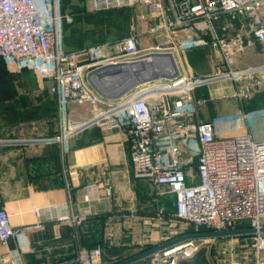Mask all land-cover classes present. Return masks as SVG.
Returning <instances> with one entry per match:
<instances>
[{
  "label": "built area",
  "instance_id": "obj_1",
  "mask_svg": "<svg viewBox=\"0 0 264 264\" xmlns=\"http://www.w3.org/2000/svg\"><path fill=\"white\" fill-rule=\"evenodd\" d=\"M84 2L91 13L143 5L139 17H150L153 22L146 33L161 34L164 40L143 47L138 27L133 25L111 46V52L103 43L66 50L59 41L60 30L72 19L62 13L58 0H0V57L7 59L13 69H32L40 88L48 87L57 98L59 130L37 141L63 146L95 127L125 130L131 141L135 176L148 178L176 196L173 219L191 224L200 232L254 229L250 233L256 249L255 264H264V141L255 140L248 132L218 135L222 118L196 120L198 108L206 102L196 96V90L204 85H230L241 103L264 91V63L245 66L234 59L238 53L264 43V0ZM237 11L245 16L246 30L230 35L228 26L214 25L220 14ZM205 29L210 31L211 39L200 35ZM209 42L220 63L214 71L195 73L185 51ZM168 52L174 57L175 52L179 54L178 74L153 90L131 89L107 101L88 80V74L99 68L152 60L151 53ZM72 104L94 106L89 117L71 119L68 113ZM253 115L241 108L228 121L234 120L235 128ZM8 144L0 136V146ZM194 160L198 182L192 181L194 174L189 169ZM87 190V200L98 198V183L87 185ZM69 208L68 203L49 204L37 207V212L48 219L81 223L83 215H71ZM162 215L158 211L157 216ZM243 224L246 227H240ZM19 233L7 208L0 206V263L1 248ZM188 233L175 228L159 245ZM205 237L182 239L154 251L152 264H180L190 259ZM55 239L62 240L61 233H56ZM77 251L79 264H114L105 257L101 244L80 245ZM9 255L12 264H24L19 253Z\"/></svg>",
  "mask_w": 264,
  "mask_h": 264
},
{
  "label": "crops",
  "instance_id": "obj_2",
  "mask_svg": "<svg viewBox=\"0 0 264 264\" xmlns=\"http://www.w3.org/2000/svg\"><path fill=\"white\" fill-rule=\"evenodd\" d=\"M142 24H148V21ZM140 29L141 27L139 32L142 44L154 39L153 35L143 33ZM199 49L192 50L191 55L204 57L203 51ZM261 51L264 52V47ZM261 58L264 60V57ZM189 63L195 73H204L199 71L203 63L200 62L196 67L190 61ZM219 63L220 61L217 64ZM217 64H212L210 69L214 70ZM38 82L35 76L28 81V86L19 87L21 92L17 99L26 105L24 107L29 108L30 114H20L15 119V125L10 126L14 123V118L7 111L4 115L1 113V135H48L58 129L57 98L48 87L41 89ZM46 83L50 84V81ZM28 89L30 90L27 91ZM201 89L202 87L196 90V96L204 99V91ZM260 93L264 94V91L258 92V98L262 96L264 99V95ZM38 104L40 112L33 111ZM80 107L81 105L72 104L69 111L74 113V109ZM241 108L249 111L246 104ZM218 131L220 136L248 132L254 137L249 120L235 128L227 125ZM189 169L197 174L195 161L190 164ZM148 181L135 176L131 163V141L126 131L121 129H88L63 146H0V206L7 208L12 225L20 231L2 247V264H12L9 255L12 253H19L21 257L23 255L22 258L40 255L42 252L51 254L49 250L57 242H67L69 245L80 242L85 246L101 244L113 252L118 244L113 245L114 241L105 240L108 232L132 230L135 225L150 226L155 218L151 205L153 185L160 189L161 196H164L162 194L165 189ZM192 181L198 182L199 178ZM94 182L99 185L98 198L87 200V185ZM171 199L175 211L176 196L173 193ZM62 203L69 204L71 215H83V221L76 224L71 220L48 219L45 214L37 212V207ZM56 233H61L63 239L56 240ZM126 243L122 242L120 246L129 248ZM72 260V256H69L51 263L73 264Z\"/></svg>",
  "mask_w": 264,
  "mask_h": 264
},
{
  "label": "rangeland",
  "instance_id": "obj_3",
  "mask_svg": "<svg viewBox=\"0 0 264 264\" xmlns=\"http://www.w3.org/2000/svg\"><path fill=\"white\" fill-rule=\"evenodd\" d=\"M58 7L63 14L69 15L72 19L69 22L66 21L60 30L59 41L62 47L66 50H75L81 48L82 46L103 43L108 46L107 51L111 52V49L113 48L111 46H113L119 38L127 35L133 25H136L138 30L139 27H141L140 31L146 33L148 28L153 23L151 22L150 17H148V24H142L143 22H147V19H142L139 17V14H137V10L139 11L140 8H144L143 5L139 6L138 4L128 7L122 12H118L117 10H106L99 13H87L84 0H58ZM214 25L219 28L228 26L229 29L227 34L230 35L246 30L245 16L239 11L220 14L214 20ZM190 32L195 34V31ZM99 33H101L102 36H99ZM200 35H204L207 39H211V33L207 29L203 30ZM149 40V42H143L144 44H142V46L145 47L152 45L154 42H161L164 38L161 34H156L154 35L153 40ZM263 47L264 43H258L256 47L248 48L244 52L238 53L234 56L235 63L245 66L264 63V60H261V57H264V55H261ZM196 48H200L203 51L204 57L201 58L191 55V51ZM212 48L215 47L212 42H209L203 46L189 47L185 53L188 56L189 61L193 63L195 67L196 65L199 66L200 62L203 63L201 64L202 66L200 65L201 70L199 71L206 73L211 71L210 68L212 67V64H217L221 60L219 55H217L214 52L215 50ZM262 54H264V52ZM175 56L181 65L179 54L177 52H175ZM35 76L37 77L36 73L32 69H13V65H10L7 59L0 58V115L1 113H3V115L6 114L5 111H7V113L14 118V123L11 124L9 121L8 125L11 124L10 126H14L17 116L28 113L29 108L24 107L26 105H23L21 103L22 101L18 100L17 97L21 92V88L19 87L28 86V81ZM16 84H18V86ZM29 90L30 89L27 91ZM138 90H141V87H138L133 91ZM201 91H204L202 97L206 99V102L198 108V112L196 113L197 120L201 121L222 118V122L220 123L222 127L227 125L231 126L232 123H234V120L228 121V118L237 115L241 110L242 105L246 104V106L248 105L249 111L254 113V115L249 119V125L251 127V131L253 132L254 139L264 141V99L261 98V95H264L263 93H260V98H258L259 94L255 93L250 100L245 103H241L234 96V91L230 85H214L210 87L208 85H204L202 86ZM101 105L102 104H99V106ZM93 106V104L81 105L80 109H74V113L69 111L68 117L71 119L89 117ZM40 110V105L38 104V106H35L33 111L40 112ZM57 115L59 114L57 113ZM58 119L60 127L61 120L59 116ZM59 127L55 132L48 135L25 136L18 134L16 136L12 133L11 135L0 134V136L10 142L8 145H54L46 144L37 140L56 134ZM55 145L60 144L56 143ZM194 161L196 162V160ZM193 174V179L196 181V171H194ZM144 179L149 180L148 178ZM148 182L151 181L149 180ZM159 191L160 189L153 185L151 205L155 218H153V222L150 226L144 227L142 225V227H136L135 225L132 230L110 231L108 232V235H105V240L107 242L114 241L113 245L118 244L116 246L117 248L114 249L113 252L104 248L105 257L114 264L154 248L165 241V238L175 228L185 230L187 233L199 231L191 224L173 219L174 203L171 199V193L164 192V194H162L164 196H161ZM160 210L163 213L162 217L157 216V213ZM235 230H240V228ZM205 239L206 240L203 238L201 239L203 244L201 245L200 250L190 258L191 261L182 260L180 264L256 263V249L253 246V238L250 232L210 235L206 236ZM122 242H127L126 244H129L130 247L124 249V246H120V243ZM80 245H82L80 242H73L71 245L67 244V242H57L54 243L52 249L49 250L51 251V254L49 252H42L40 255H29L26 258L24 256L23 259H25V264H54L51 262H58V260L63 257L69 258V256H72V263L79 264L77 258V248H79ZM2 252L3 248H1V253ZM152 255V253L146 254L129 264H152ZM0 264H2V260Z\"/></svg>",
  "mask_w": 264,
  "mask_h": 264
},
{
  "label": "water",
  "instance_id": "obj_4",
  "mask_svg": "<svg viewBox=\"0 0 264 264\" xmlns=\"http://www.w3.org/2000/svg\"><path fill=\"white\" fill-rule=\"evenodd\" d=\"M154 63H158V69H147L146 61L137 62L134 64H115L103 68H99L88 74L89 82L94 88L104 97L114 96L115 99L121 97L125 91H129L131 86L138 85L146 81L156 80L160 78L171 79L178 74V67L174 55L172 53H151L150 55ZM172 58V66H169V58ZM254 229H230L223 231L210 232H192L182 235L170 242L157 245L148 251L139 253L117 264H129L143 257L146 254L165 247L166 245L186 238H198L210 235L219 234H234L240 232H252Z\"/></svg>",
  "mask_w": 264,
  "mask_h": 264
},
{
  "label": "bare ground",
  "instance_id": "obj_5",
  "mask_svg": "<svg viewBox=\"0 0 264 264\" xmlns=\"http://www.w3.org/2000/svg\"><path fill=\"white\" fill-rule=\"evenodd\" d=\"M176 57V56H175ZM174 57V58H175ZM168 58H169V56H168ZM178 61V59H177V57H176V59H175V61ZM146 61V63H145V65L147 66V69H150V68H152L153 67V69H158V67H159V65H158V63H154L153 61H151L150 59H148V60H145ZM177 61H176V65H178L177 64ZM172 64V58H169V66H172L171 65ZM218 65V64H217ZM216 65V66H217ZM216 69V68H215ZM214 69V70H215ZM213 70V71H214ZM166 82V79H164V78H160V79H156V80H151V81H146V82H143V83H141V84H138V85H133V86H131L130 88L131 89H136V88H138V87H141V89L143 90V89H146V90H153V88L154 87H157V85H159V84H162V83H165ZM130 89V90H131ZM128 91H125L121 96H124L126 93H127ZM105 98H107V101H112V100H114L115 99V97L114 96H109V97H105Z\"/></svg>",
  "mask_w": 264,
  "mask_h": 264
},
{
  "label": "trees",
  "instance_id": "obj_6",
  "mask_svg": "<svg viewBox=\"0 0 264 264\" xmlns=\"http://www.w3.org/2000/svg\"><path fill=\"white\" fill-rule=\"evenodd\" d=\"M124 9H126V8H123V9H114V10H117L118 12H122ZM86 12H87V10H86ZM87 13H91V12H87ZM96 13H99V12H96ZM101 33H99V36H102V34L100 35ZM197 165V164H196ZM240 227H246V225L245 224H243V225H240ZM88 246H94V245H88ZM187 261H191L190 259H187Z\"/></svg>",
  "mask_w": 264,
  "mask_h": 264
}]
</instances>
